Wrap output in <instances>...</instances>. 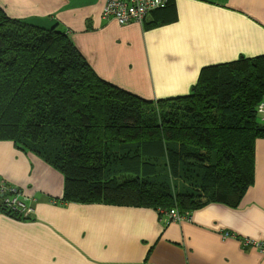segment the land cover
<instances>
[{"label": "trees", "instance_id": "1", "mask_svg": "<svg viewBox=\"0 0 264 264\" xmlns=\"http://www.w3.org/2000/svg\"><path fill=\"white\" fill-rule=\"evenodd\" d=\"M263 101L264 55L205 66L190 94L149 100L101 78L58 25L0 4V140L62 171L67 202L238 205L254 181ZM0 212L28 218L1 194Z\"/></svg>", "mask_w": 264, "mask_h": 264}, {"label": "crops", "instance_id": "2", "mask_svg": "<svg viewBox=\"0 0 264 264\" xmlns=\"http://www.w3.org/2000/svg\"><path fill=\"white\" fill-rule=\"evenodd\" d=\"M107 1L0 4L11 18L58 25L101 78L149 100L190 94L205 66L264 55V0H170L127 24L103 16ZM0 179L34 206L28 218L0 212V264H264L244 243L264 241V138L240 203L213 201L182 222L153 207L67 202L64 173L10 140H0Z\"/></svg>", "mask_w": 264, "mask_h": 264}, {"label": "built area", "instance_id": "3", "mask_svg": "<svg viewBox=\"0 0 264 264\" xmlns=\"http://www.w3.org/2000/svg\"><path fill=\"white\" fill-rule=\"evenodd\" d=\"M170 0H109L104 6L103 16L105 18H116L121 24H127L132 21L143 22L146 17L153 11L165 8ZM262 113L261 120L264 122V101L260 106ZM0 194L4 204L9 210L19 212L22 215L29 216L34 213V206L29 201L23 190L19 187L11 185L0 179ZM162 217L166 216V222H182L190 219L191 213H181L177 208L159 209ZM226 236H235L231 232H226ZM247 246L257 247L264 252V241L248 240L244 241Z\"/></svg>", "mask_w": 264, "mask_h": 264}, {"label": "rangeland", "instance_id": "4", "mask_svg": "<svg viewBox=\"0 0 264 264\" xmlns=\"http://www.w3.org/2000/svg\"><path fill=\"white\" fill-rule=\"evenodd\" d=\"M262 104V103H261ZM261 104L259 105V115H260V118L262 117V113L260 112V106H261Z\"/></svg>", "mask_w": 264, "mask_h": 264}]
</instances>
